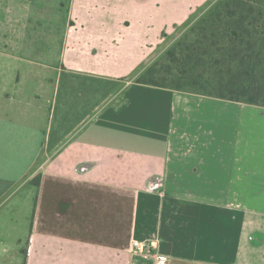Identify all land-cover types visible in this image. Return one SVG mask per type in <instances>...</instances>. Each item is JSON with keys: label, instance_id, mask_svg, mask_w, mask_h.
<instances>
[{"label": "crops", "instance_id": "obj_1", "mask_svg": "<svg viewBox=\"0 0 264 264\" xmlns=\"http://www.w3.org/2000/svg\"><path fill=\"white\" fill-rule=\"evenodd\" d=\"M213 1L72 0L59 53L0 44V264H264V107L136 83Z\"/></svg>", "mask_w": 264, "mask_h": 264}, {"label": "trees", "instance_id": "obj_2", "mask_svg": "<svg viewBox=\"0 0 264 264\" xmlns=\"http://www.w3.org/2000/svg\"><path fill=\"white\" fill-rule=\"evenodd\" d=\"M136 83L264 107V0H218Z\"/></svg>", "mask_w": 264, "mask_h": 264}, {"label": "rangeland", "instance_id": "obj_3", "mask_svg": "<svg viewBox=\"0 0 264 264\" xmlns=\"http://www.w3.org/2000/svg\"><path fill=\"white\" fill-rule=\"evenodd\" d=\"M217 1H213L212 5ZM71 2L72 0H0V44L8 40L10 48L19 49L15 48L17 44L35 39L41 51L59 53L67 30ZM193 24L165 27L161 32L162 42H159L154 54L162 53V56Z\"/></svg>", "mask_w": 264, "mask_h": 264}, {"label": "built area", "instance_id": "obj_4", "mask_svg": "<svg viewBox=\"0 0 264 264\" xmlns=\"http://www.w3.org/2000/svg\"><path fill=\"white\" fill-rule=\"evenodd\" d=\"M165 262H166V259L163 258V257H161L160 260H159V263H160V264H165Z\"/></svg>", "mask_w": 264, "mask_h": 264}]
</instances>
